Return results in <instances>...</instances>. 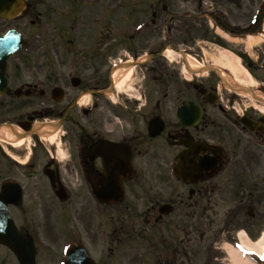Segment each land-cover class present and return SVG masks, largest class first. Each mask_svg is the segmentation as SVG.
Here are the masks:
<instances>
[{
    "label": "flooded vegetation",
    "instance_id": "af4514ba",
    "mask_svg": "<svg viewBox=\"0 0 264 264\" xmlns=\"http://www.w3.org/2000/svg\"><path fill=\"white\" fill-rule=\"evenodd\" d=\"M233 1L237 22L227 0L198 8L244 41L260 30L264 0ZM151 7L145 27L113 31L106 11L105 25L62 33L59 58L15 53L0 67V264H145V243L184 264L195 218L215 215L230 189L235 215L256 211L264 116L225 104L214 75L188 79L166 60L182 13ZM15 24L0 19V34Z\"/></svg>",
    "mask_w": 264,
    "mask_h": 264
},
{
    "label": "rangeland",
    "instance_id": "374dc122",
    "mask_svg": "<svg viewBox=\"0 0 264 264\" xmlns=\"http://www.w3.org/2000/svg\"><path fill=\"white\" fill-rule=\"evenodd\" d=\"M136 1L86 0L83 3L82 0L81 2L80 0H29L28 2L31 3V6H27L23 13L16 18L15 25L25 34L24 38L27 41V46L24 52L30 57H52L57 59L61 52L62 35L63 39L66 36H77L73 35V31L70 30L72 27H91L95 26V24L101 27L103 24L105 25L107 19L103 18V15L106 11L109 12L108 16L110 17L107 25H110L113 31H118L119 27L127 25L124 24L127 21L131 24L135 23L141 15L143 16V21L150 22L152 9L150 10L149 6L153 0H140V2L135 3ZM169 1L172 3L171 9L176 10L177 13L187 12L188 10L187 13L193 15L188 18L180 16L177 18L179 22L175 21L173 26L174 40H171L170 43L177 44L179 49H184L186 53L193 55L197 60L203 62L202 64L205 66L210 64L209 55L214 50L224 46L230 48L233 52L242 53L246 64L250 67V70H247L251 78L254 79L252 87L257 90V93L264 96V37L262 36V41L258 45L248 49L245 42L240 38L236 42L229 41L221 34H218L215 31V27L210 29V25L204 22L202 18L203 9L198 8V0H164L165 3ZM259 1L256 0L254 4L256 5ZM245 3L249 5V1L244 2L243 5ZM222 5L221 7H225L228 10V17L231 22H237L242 17V14L244 15L243 12L235 7L233 0H227ZM124 12H133L134 15H139V18L130 20L129 17L131 15L124 14ZM262 21L264 22V19ZM199 23L202 25L200 26ZM163 28L164 24L163 26H156L155 33L158 36H162ZM66 30H69L70 33ZM22 55L20 53L19 58ZM174 58L177 61L182 60L181 55L180 57L177 56V58L174 56ZM175 59H171L174 64ZM176 64L177 66H184L182 61L179 64L176 62ZM205 74L203 73V75ZM209 76L213 77L210 72ZM185 77L188 79L191 77L189 72H185ZM220 91H222L225 104H227V101L235 100L240 103L243 100L244 106H248L256 114L264 116L259 107L253 109V102L248 96H235L230 90L221 87ZM251 160L252 163L257 164L258 181L256 188H259V190L263 189L261 193H255L256 211L253 214H249L248 211H251L252 207L248 205V209L246 208L247 213L240 210L236 215L234 214L236 202H234L233 190L230 189V187L234 186V183L231 182L229 186L227 185L231 190L230 195L227 194L224 205L215 208L216 214L212 215L211 213L206 216L209 219L199 221V225H197L198 220L195 218L191 235L192 241L188 242V244L186 242L182 243L184 246L183 250L187 254V257L182 259L184 264H232L225 253V245L226 243L236 245L237 231L244 230L251 240H255L261 233L264 228V146L256 148L255 157L252 156ZM202 234L203 237L201 236ZM177 238L176 240L180 241L179 239L184 238V235L178 233ZM142 245L141 250L146 253L145 264H154L157 256L162 253L160 245L157 248L149 247L148 243ZM242 260L254 264L249 260Z\"/></svg>",
    "mask_w": 264,
    "mask_h": 264
},
{
    "label": "bare ground",
    "instance_id": "6f19581e",
    "mask_svg": "<svg viewBox=\"0 0 264 264\" xmlns=\"http://www.w3.org/2000/svg\"><path fill=\"white\" fill-rule=\"evenodd\" d=\"M221 35H223L227 40L229 41H237L234 38H228L227 35L222 33L220 30L218 31ZM262 41V35H256V36H248L245 41V45L247 46L248 49H252L253 46L258 45ZM165 55L167 57H171L175 55L174 52L170 49H166ZM183 55V60L188 67V69L193 70L195 72H199L202 68V63L197 60L194 56L190 54H182ZM209 60L210 62L214 65L217 66L221 70H226L230 74V78H232L230 81L235 82L239 85L245 86V87H250L253 86L254 84V79L251 78L250 73L248 70L241 64L239 58L230 51V49H224V48H219L214 50L210 55H209ZM222 76H224L223 73H221ZM229 79V78H228ZM241 95V94H240ZM246 96V95H242ZM252 105L253 107H259L263 113H264V105L258 104L257 102L252 100ZM237 239L239 243V247L248 251L249 253L255 254L257 257L264 258V228L262 229L260 235L255 239V240H250L245 232L243 230H239L237 233ZM229 244H226V249L229 251V259L232 264H250L247 261H243L242 259L239 258L235 253V249L231 248Z\"/></svg>",
    "mask_w": 264,
    "mask_h": 264
},
{
    "label": "water",
    "instance_id": "95a60500",
    "mask_svg": "<svg viewBox=\"0 0 264 264\" xmlns=\"http://www.w3.org/2000/svg\"><path fill=\"white\" fill-rule=\"evenodd\" d=\"M22 5H24L23 0H0V18H7V17L11 18L12 16L18 14V12L23 7ZM9 37H10V33L7 34L6 36H0V44H1L0 45V59H6L10 53L17 50L22 44V41L18 35L17 37H15L16 39L13 38L12 40ZM207 69L214 71L217 75L220 76V71L218 68L209 66L207 67ZM220 80L225 86H228L224 77L220 76ZM229 88H231V90H234L236 92L248 93L251 95L252 98H255L264 103V98L256 96L253 89L241 87L240 85H237V84H232L231 86H229ZM244 123L250 129H253V126H251V123L246 122V121Z\"/></svg>",
    "mask_w": 264,
    "mask_h": 264
}]
</instances>
